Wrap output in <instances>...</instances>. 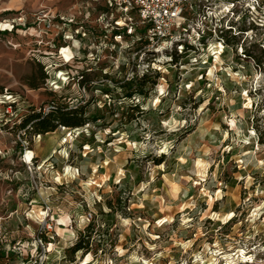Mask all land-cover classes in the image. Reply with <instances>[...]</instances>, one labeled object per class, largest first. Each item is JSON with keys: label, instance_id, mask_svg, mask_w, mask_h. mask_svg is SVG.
I'll return each instance as SVG.
<instances>
[{"label": "rangeland", "instance_id": "obj_1", "mask_svg": "<svg viewBox=\"0 0 264 264\" xmlns=\"http://www.w3.org/2000/svg\"><path fill=\"white\" fill-rule=\"evenodd\" d=\"M211 2L153 46L103 0H0V264H264V0ZM51 100L85 123L21 126Z\"/></svg>", "mask_w": 264, "mask_h": 264}, {"label": "built area", "instance_id": "obj_2", "mask_svg": "<svg viewBox=\"0 0 264 264\" xmlns=\"http://www.w3.org/2000/svg\"><path fill=\"white\" fill-rule=\"evenodd\" d=\"M103 1L104 10L100 14L101 18L108 16V14L116 15L118 19H116L114 23L117 27L116 29L119 30L121 29L118 27H122L120 21H125L124 27H126L127 30H124L123 33L119 35H123L124 32L131 35L136 30H139V34H141V36L148 38L149 42H155L153 46H158L159 44L157 42H160V44L170 42L172 40L173 34L180 30L186 31V29H188L189 31L186 32L187 34H183H186L187 36L190 34H192V36L198 35L199 37L204 35L206 31H211V29L214 31L217 30V28L214 27V24L212 26V23L214 19L218 17L219 14H217V12L220 10V8L216 7L215 4L212 3L213 1L211 2V0ZM229 8L230 9H226V13L229 11L232 12L233 7L230 6ZM43 17L44 20H42V26L48 28L51 23V19L48 18L47 14H43ZM19 23L12 21L10 28L6 30L10 31L17 25L24 26V24H21V22ZM218 23L220 24L221 22L219 21ZM218 29L220 28L218 27ZM175 43L176 47H181L179 48V52L182 53V50H184V45L177 41H175ZM6 107H10V105ZM47 109H49L48 105L46 110ZM42 239L45 238L42 237Z\"/></svg>", "mask_w": 264, "mask_h": 264}, {"label": "trees", "instance_id": "obj_3", "mask_svg": "<svg viewBox=\"0 0 264 264\" xmlns=\"http://www.w3.org/2000/svg\"><path fill=\"white\" fill-rule=\"evenodd\" d=\"M231 25L233 24L230 23V26ZM226 42H228L227 39ZM255 59L259 64L260 60L257 59L256 57ZM30 86L34 89L38 87L36 84H30ZM48 106L49 109L45 113L39 111V112H32L31 114H29L28 117L21 124V126L23 127L27 122H31L32 124H30L29 126L33 125L35 131L48 132V131H53L55 129V124L75 128L85 123L84 121L85 118L82 115L83 113L82 107L69 108L66 102L55 103L52 102V100L51 103L49 102ZM81 247L82 245L80 244L76 246L74 249L75 251H77Z\"/></svg>", "mask_w": 264, "mask_h": 264}, {"label": "bare ground", "instance_id": "obj_4", "mask_svg": "<svg viewBox=\"0 0 264 264\" xmlns=\"http://www.w3.org/2000/svg\"><path fill=\"white\" fill-rule=\"evenodd\" d=\"M20 1H21V3L24 2V0H20ZM5 9L6 10H11L13 8L11 6H8ZM0 26H1V28H4V30L10 28V24L6 23V22L1 23ZM169 48H166V49L169 50ZM169 51H171V50H169ZM61 54H62L63 58H65V61H69L71 59L70 58V54H69V50L67 48H62ZM32 156H33V153L31 151H26L25 159L27 160V162H26L27 164L29 163V160L31 159ZM215 190H216L215 188H212L211 191H210L209 201H208L209 207L213 203ZM227 217H228V215H227ZM231 217H233V216L231 215ZM232 224L236 228L235 229L236 231L232 235H230V237L235 239V238H238L244 232V228L240 224H238V221L235 218H233ZM90 259H91V255L88 254L85 258L82 259L83 261L81 262V264H87L90 261Z\"/></svg>", "mask_w": 264, "mask_h": 264}]
</instances>
